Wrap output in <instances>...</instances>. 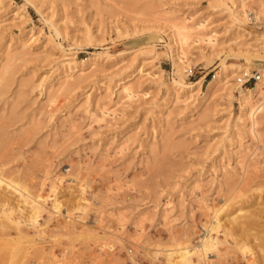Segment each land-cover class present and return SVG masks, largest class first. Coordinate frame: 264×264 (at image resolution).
<instances>
[{
  "label": "rangeland",
  "instance_id": "rangeland-1",
  "mask_svg": "<svg viewBox=\"0 0 264 264\" xmlns=\"http://www.w3.org/2000/svg\"><path fill=\"white\" fill-rule=\"evenodd\" d=\"M253 9L264 0H0V264H171L223 206L233 234L214 229L217 251L188 264L263 262ZM180 23L206 28L178 72ZM246 70L261 79L240 84ZM34 205L37 225L20 223Z\"/></svg>",
  "mask_w": 264,
  "mask_h": 264
},
{
  "label": "bare ground",
  "instance_id": "bare-ground-1",
  "mask_svg": "<svg viewBox=\"0 0 264 264\" xmlns=\"http://www.w3.org/2000/svg\"><path fill=\"white\" fill-rule=\"evenodd\" d=\"M244 2V1H243ZM242 3V2H241ZM245 5H246V3H244ZM243 4V5H244ZM243 5H241V8L243 9V7L245 6H243ZM234 7H235V5H234ZM235 9L236 10H238V6H236L235 7ZM260 11H264L263 9H260V10H254L253 9V11H251V12H245V15H246V17H249L250 19H259V16H258V14H259V12ZM188 21V20H187ZM183 23V22H182ZM188 23V22H187ZM187 23H184V24H181V26H179V27H177V29H176V31L174 30V32H175V37H177V42L179 43V50L181 51V52H178L179 53V55H180V57H179V61H180V63H178L176 66H175V68L177 69V71L179 72V71H181L183 68H182V64H186V63H189L188 61H186L185 60V57H182L184 54H186V53H184L183 51H184V46L187 44H190L189 42L191 41V38L193 37V35L196 33H193V31L194 30H198L197 31V35L198 34H201L202 32L201 31H204V29L206 28V26L204 25V24H198V25H195V26H190L189 24H187ZM192 23V22H191ZM176 26H177V24H176ZM197 26V27H196ZM173 27V26H172ZM174 29V28H173ZM172 29V30H173ZM200 30V31H199ZM207 30V29H206ZM201 32V33H200ZM207 33V32H206ZM203 34V33H202ZM201 36V35H200ZM215 36L216 35H213L212 34V36H205V38L203 37H200V38H197L196 39V42H207L209 45L210 44H212V42H214L215 43V41H216V39L217 38H215ZM197 37V36H196ZM198 37H199V35H198ZM202 42V43H203ZM198 45V44H197ZM213 45V44H212ZM175 52V51H174ZM187 57V56H186ZM253 65H255V66H257L258 67V65H259V63L258 62H254L253 63ZM184 66V65H183ZM246 69V68H245ZM242 71H244V70H242V69H239V70H235V72H238V73H240V72H242ZM259 72H260V74L262 73V75L264 76V67L262 68V69H260L259 70ZM176 73V72H175ZM182 73V72H181ZM225 73V72H224ZM260 74H256V77H258V80H260L261 79V76H260ZM179 75V74H178ZM177 75V76H178ZM225 75V74H224ZM223 75V76H224ZM232 75V74H231ZM230 75V76H231ZM244 75H249V72L246 70V74H244ZM227 77H229L228 75H226L224 78H227ZM178 78V77H177ZM219 78H220V80H222V76H218V78H217V76H215L214 77V79H213V81H211L210 82V84H212V85H214V83L215 82H221L220 80H219ZM181 80V79H180ZM183 78H182V82L181 81H179V80H174V82L175 83H178V84H180V86L181 87H186V88H192L193 86H195L196 84H193V85H191V86H186V85H184V82H183ZM224 80V79H223ZM229 80V79H228ZM211 85V86H212ZM262 85H264V82L262 83ZM258 87H262L261 86V84L260 85H258L257 84V88ZM259 89H261V88H259ZM190 90V89H189ZM123 91H124V93H126L125 94V96L127 97V99H130L131 100V98L133 99V97H134V92L132 91V89L129 87V86H126V87H123ZM251 92H252V89H248V91L247 92H241L240 93V95H241V98H240V100H241V102H243V101H246V100H248V98L250 97L249 95L251 94ZM124 96V97H125ZM123 98V97H122ZM244 103H242V105H243ZM257 109V108H256ZM259 109V108H258ZM256 111V110H255ZM3 180L2 179H0V187H2V184H3ZM14 186V185H13ZM10 188V187H9ZM14 188V187H13ZM54 188V187H53ZM57 189V188H56ZM52 190V189H51ZM21 193V192H20ZM54 193V192H53ZM53 200H55V199H53ZM7 201H9L8 199H5V200H3L2 201V203L4 204V206H2V211H3V213H4V215H5V217H6V219L8 220V221H13V218H12V213H13V210L14 209H16V208H14L13 206H11L9 203H7ZM27 202V201H26ZM39 203V202H38ZM53 203V207H54V210L55 211H58V210H60V205H61V202L60 203H58V201L56 200V201H54V202H52ZM52 206V205H51ZM14 209H13V208ZM227 207V206H226ZM41 209V207L39 206V205H34L33 207H32V211L31 212H33V214H31V216L28 218V219H24L23 220V217H21V219L19 220L20 221V223H28V224H30V225H32V226H34L37 222H38V220H37V218H38V213H39V210ZM58 209V210H57ZM228 209V211H229V208H227ZM227 209H224V206H223V208L221 209V210H219L218 212L216 211L215 213H216V215H215V221H214V223H213V225L211 226V230H209L208 231V233L206 234V236H204V239H203V241H202V244H201V247L200 248H195V247H192V248H190V247H185V248H183V249H181L180 250V252H178L175 256L173 255V254H170V257H169V259H170V263L171 264H188V263H191L192 262V258L194 257V256H196V258H197V260H198V262H200V260L202 259V257H204V256H206V255H208L209 254V252H214V251H217V246H218V244L220 243V242H218V240L216 239V238H213L211 235H210V232H211V234H212V231L214 230V229H216L217 228V230L219 229V228H222L223 229V231H224V234L226 235V238H227V236H229V235H232L233 234V229H230V228H227L226 227V223H223L222 222V218H221V216H222V213L223 212H225V214H226V212H227ZM20 210V209H19ZM18 210V211H19ZM226 210V211H225ZM17 212V211H16ZM224 214V213H223ZM21 215V214H20ZM223 217V216H222ZM37 225V224H36ZM37 227V226H36ZM35 227V228H36ZM242 229V228H241ZM216 230V231H217ZM240 231V230H239ZM242 231V230H241ZM213 233H214V231H213ZM217 233H218V231H217ZM256 239H258V238H256ZM258 241V240H257ZM262 242V241H261ZM199 246V245H198ZM197 247V246H196ZM259 247L261 248V249H263L264 248V242H262L261 243V245H259ZM176 259H178V260H176ZM176 260V261H175ZM257 264H264V260H263V262L262 263H260V262H257Z\"/></svg>",
  "mask_w": 264,
  "mask_h": 264
},
{
  "label": "built area",
  "instance_id": "built-area-1",
  "mask_svg": "<svg viewBox=\"0 0 264 264\" xmlns=\"http://www.w3.org/2000/svg\"><path fill=\"white\" fill-rule=\"evenodd\" d=\"M256 74L244 75L243 78L238 79V82L242 85H247L250 84L252 81H257L258 77H256Z\"/></svg>",
  "mask_w": 264,
  "mask_h": 264
}]
</instances>
